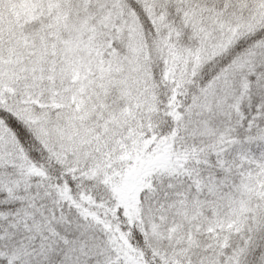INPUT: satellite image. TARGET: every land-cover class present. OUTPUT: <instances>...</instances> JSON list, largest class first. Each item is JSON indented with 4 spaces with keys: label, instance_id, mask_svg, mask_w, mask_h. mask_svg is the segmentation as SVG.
Instances as JSON below:
<instances>
[{
    "label": "snow or ice",
    "instance_id": "obj_1",
    "mask_svg": "<svg viewBox=\"0 0 264 264\" xmlns=\"http://www.w3.org/2000/svg\"><path fill=\"white\" fill-rule=\"evenodd\" d=\"M0 264H264V0H0Z\"/></svg>",
    "mask_w": 264,
    "mask_h": 264
}]
</instances>
